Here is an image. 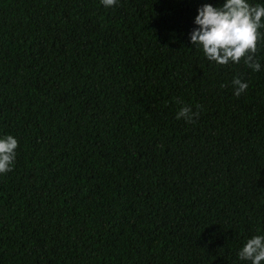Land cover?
I'll return each instance as SVG.
<instances>
[{"label":"trees","instance_id":"16d2710c","mask_svg":"<svg viewBox=\"0 0 264 264\" xmlns=\"http://www.w3.org/2000/svg\"><path fill=\"white\" fill-rule=\"evenodd\" d=\"M225 2L0 0V139L18 141L0 174V264H251L264 27L259 72L190 39L198 10Z\"/></svg>","mask_w":264,"mask_h":264},{"label":"clouds","instance_id":"9594fccd","mask_svg":"<svg viewBox=\"0 0 264 264\" xmlns=\"http://www.w3.org/2000/svg\"><path fill=\"white\" fill-rule=\"evenodd\" d=\"M101 2L106 7H112L117 0ZM198 12L195 19L198 28L192 31L190 39L195 47L202 48L209 61L224 66L230 62L239 64L243 59L253 71H260L261 65L255 59V54L260 36L258 29L264 27V5L253 6L248 0H226L222 7L205 4ZM232 83L237 97L248 88V84L240 78H235ZM198 117L199 112L194 113L190 106H184L176 118L192 123ZM17 148L18 141L12 135L0 139V174L12 170ZM239 259L261 264L264 261V236L248 239L239 252Z\"/></svg>","mask_w":264,"mask_h":264}]
</instances>
